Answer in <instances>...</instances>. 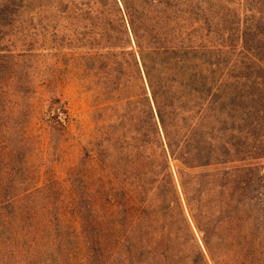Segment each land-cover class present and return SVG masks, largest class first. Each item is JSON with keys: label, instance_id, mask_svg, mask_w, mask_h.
<instances>
[{"label": "trees", "instance_id": "16d2710c", "mask_svg": "<svg viewBox=\"0 0 264 264\" xmlns=\"http://www.w3.org/2000/svg\"><path fill=\"white\" fill-rule=\"evenodd\" d=\"M33 2L92 90L91 175L34 230L0 196V264H264L261 3Z\"/></svg>", "mask_w": 264, "mask_h": 264}, {"label": "rangeland", "instance_id": "374dc122", "mask_svg": "<svg viewBox=\"0 0 264 264\" xmlns=\"http://www.w3.org/2000/svg\"><path fill=\"white\" fill-rule=\"evenodd\" d=\"M233 2L227 13L239 9L241 0ZM247 2H260L264 12V0ZM41 6L44 2L0 0V196L22 197L19 205L30 209L25 226L31 230L59 212H74L63 202L70 193H80L75 190L91 175L84 148L94 129L92 90L85 91L87 83L61 48L65 38L49 32ZM255 163L264 173V159Z\"/></svg>", "mask_w": 264, "mask_h": 264}]
</instances>
